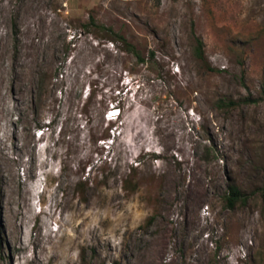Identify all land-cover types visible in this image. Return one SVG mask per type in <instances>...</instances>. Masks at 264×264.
Returning <instances> with one entry per match:
<instances>
[{
  "label": "rangeland",
  "instance_id": "obj_1",
  "mask_svg": "<svg viewBox=\"0 0 264 264\" xmlns=\"http://www.w3.org/2000/svg\"><path fill=\"white\" fill-rule=\"evenodd\" d=\"M0 264H264V0H0Z\"/></svg>",
  "mask_w": 264,
  "mask_h": 264
},
{
  "label": "trees",
  "instance_id": "obj_2",
  "mask_svg": "<svg viewBox=\"0 0 264 264\" xmlns=\"http://www.w3.org/2000/svg\"><path fill=\"white\" fill-rule=\"evenodd\" d=\"M194 53L198 58L203 57L202 42L200 39H197V45L194 49ZM235 104L236 102L232 99H228V100L218 99L217 101L218 107L234 106ZM119 113H120V109H119ZM224 201L226 207L232 209L237 204H243L246 201V197L237 185L229 184L227 192L224 196Z\"/></svg>",
  "mask_w": 264,
  "mask_h": 264
},
{
  "label": "built area",
  "instance_id": "obj_3",
  "mask_svg": "<svg viewBox=\"0 0 264 264\" xmlns=\"http://www.w3.org/2000/svg\"><path fill=\"white\" fill-rule=\"evenodd\" d=\"M110 112H113V115L117 116L119 113V110L112 107Z\"/></svg>",
  "mask_w": 264,
  "mask_h": 264
}]
</instances>
